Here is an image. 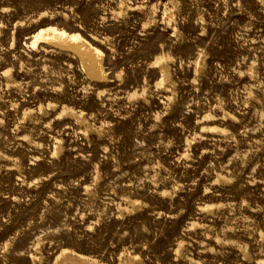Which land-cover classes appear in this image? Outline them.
<instances>
[{"label":"rangeland","instance_id":"rangeland-1","mask_svg":"<svg viewBox=\"0 0 264 264\" xmlns=\"http://www.w3.org/2000/svg\"><path fill=\"white\" fill-rule=\"evenodd\" d=\"M0 264H264V0H0Z\"/></svg>","mask_w":264,"mask_h":264},{"label":"bare ground","instance_id":"bare-ground-1","mask_svg":"<svg viewBox=\"0 0 264 264\" xmlns=\"http://www.w3.org/2000/svg\"><path fill=\"white\" fill-rule=\"evenodd\" d=\"M31 38L30 47L34 50L40 48L42 43L43 47L53 46L74 53L79 60L80 69H83L91 81L103 83L108 79L105 53L97 43L98 40L92 39V41L80 31L67 30L64 27H59L54 24L39 27L33 32ZM3 73L9 75L10 69H5ZM8 82L9 79L7 84ZM74 255L82 261L90 262L89 258L82 254Z\"/></svg>","mask_w":264,"mask_h":264}]
</instances>
